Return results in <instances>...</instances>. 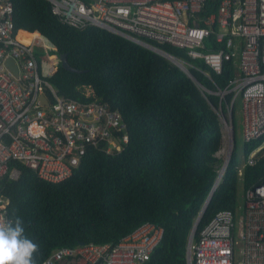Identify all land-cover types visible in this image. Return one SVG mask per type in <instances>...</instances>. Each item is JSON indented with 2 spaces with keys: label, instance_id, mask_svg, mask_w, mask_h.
Masks as SVG:
<instances>
[{
  "label": "trees",
  "instance_id": "1",
  "mask_svg": "<svg viewBox=\"0 0 264 264\" xmlns=\"http://www.w3.org/2000/svg\"><path fill=\"white\" fill-rule=\"evenodd\" d=\"M13 2L17 29L43 34L59 54L67 55L71 66L82 70L70 71L60 63L51 77L58 91L83 99L85 87H91L98 100L121 112L129 134L121 153L90 150L73 176L62 182H47L21 163H16L17 178L0 179V194L10 200L9 215L15 211L23 217L27 234L40 245L38 264L62 246L115 244L144 222L164 227L163 239L146 264H188L190 233L224 163L218 156L223 132L215 108L221 105L225 110V102L145 46L98 26L64 23L53 14L48 0ZM220 2L208 0L203 13L217 11ZM32 34L20 31L18 36L29 42ZM150 42L187 62L191 73L210 90L225 88L238 71L231 60L217 74L184 49ZM231 98L229 94L227 100ZM235 106L236 101L234 130ZM234 142L195 239L219 210L240 212V185L247 189L264 178V136L245 141L243 164L238 163ZM261 145L255 164H248L247 157Z\"/></svg>",
  "mask_w": 264,
  "mask_h": 264
},
{
  "label": "built area",
  "instance_id": "2",
  "mask_svg": "<svg viewBox=\"0 0 264 264\" xmlns=\"http://www.w3.org/2000/svg\"><path fill=\"white\" fill-rule=\"evenodd\" d=\"M48 1L68 25L98 26L145 47L154 45L150 41L167 43L202 59L217 74L226 61H235L238 71L225 88L197 84L225 102V110L221 105L215 110L226 129L242 97L246 141L264 136V0H221L210 14L203 13L208 0ZM20 31L33 33L16 28L13 0H0V179L17 178L21 163L39 178L59 183L73 176L90 150L121 153L129 142L121 112L98 100L89 86L83 99L61 94L51 81L58 57L43 58L50 47L57 48L39 32L26 42ZM263 145L250 153L248 164H255ZM9 203L0 194V218L9 216ZM163 236L162 225L144 222L115 244L62 246L39 264H146ZM189 249L188 264H264V178L247 189L240 213L216 212Z\"/></svg>",
  "mask_w": 264,
  "mask_h": 264
},
{
  "label": "clouds",
  "instance_id": "3",
  "mask_svg": "<svg viewBox=\"0 0 264 264\" xmlns=\"http://www.w3.org/2000/svg\"><path fill=\"white\" fill-rule=\"evenodd\" d=\"M39 243L26 232L23 217L13 211L0 218V264H38Z\"/></svg>",
  "mask_w": 264,
  "mask_h": 264
},
{
  "label": "water",
  "instance_id": "4",
  "mask_svg": "<svg viewBox=\"0 0 264 264\" xmlns=\"http://www.w3.org/2000/svg\"><path fill=\"white\" fill-rule=\"evenodd\" d=\"M146 47L151 49V50H153V51H155L156 53L166 57L171 62H173L175 65H177L179 68H181L184 72H186V74L188 76H190L196 83H200L197 80V78L191 73V71L177 57H175L173 54H171V53H169V52H167V51H165V50H163L160 47L155 46V45H151L150 44V45H148ZM171 57H174L176 59V61L172 60ZM59 60H60V63L62 65V67L66 68V69H68L70 71H74V72H81L82 71L80 69H77V68H74L73 66H71V64L69 63V60L67 58V55L64 54V53H60L59 54ZM7 63L10 64V65H13L14 69L16 70V66L13 63V60H8ZM233 118H234V113H232V116H231V121H232L231 123H233ZM230 130H231L230 131V136H229L230 142H231V144H234L236 133H235L233 125H231ZM233 151H234V146H232L231 149L229 150L228 160L224 161L223 166H222V168L220 170L219 176H218V178L216 180V183H215L213 189L211 190V193L209 194L208 198L206 199V201H205V203L203 205V208L200 211L199 216L197 217V219H196V221H195V223L193 225V228H192V231L190 233L189 240H188V251H187L188 260H190V249H189V246H190L191 242L194 239V236H195V234L197 232L199 223H200V221L202 219V216H203V214H204V212H205V210H206V208H207V206H208V204H209V202H210V200H211V198L213 196V193H214L217 185L219 184V181L221 180V177H222L225 169L227 168V166L229 164V161H230V159L232 157Z\"/></svg>",
  "mask_w": 264,
  "mask_h": 264
},
{
  "label": "rangeland",
  "instance_id": "5",
  "mask_svg": "<svg viewBox=\"0 0 264 264\" xmlns=\"http://www.w3.org/2000/svg\"><path fill=\"white\" fill-rule=\"evenodd\" d=\"M57 55L58 58H56V61L60 63L59 60V53L56 49H50L47 51V53L44 54L43 58L45 61H48L47 55ZM235 139H236V157L238 160V163L243 164L246 160V156L244 153V145H245V137H244V132H243V100L242 97H238L236 101V106H235ZM222 132H223V147L222 149L218 152V156L225 161L227 154L223 152L224 148L228 145L227 143L229 142V135L226 130V126L224 122L222 121ZM248 189V188H247ZM246 188H244L242 185L239 186V191H238V209H240V212L244 209L245 203H246ZM239 212V213H240Z\"/></svg>",
  "mask_w": 264,
  "mask_h": 264
},
{
  "label": "bare ground",
  "instance_id": "6",
  "mask_svg": "<svg viewBox=\"0 0 264 264\" xmlns=\"http://www.w3.org/2000/svg\"><path fill=\"white\" fill-rule=\"evenodd\" d=\"M35 35H36V32H34V33L32 34V38H33ZM32 38H31V40H32ZM171 59L176 61V59H175L174 57H171ZM226 130H227V131H230V128H227ZM227 144H228V145H227L226 148H224V150H223V152H225V153L227 154L225 161L228 160L229 150L231 149V142L229 141Z\"/></svg>",
  "mask_w": 264,
  "mask_h": 264
}]
</instances>
